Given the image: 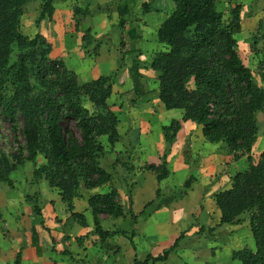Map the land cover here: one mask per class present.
<instances>
[{"label": "trees", "instance_id": "obj_1", "mask_svg": "<svg viewBox=\"0 0 264 264\" xmlns=\"http://www.w3.org/2000/svg\"><path fill=\"white\" fill-rule=\"evenodd\" d=\"M29 1L0 0V107L14 131L25 139L15 153L0 150V183L14 188L13 173L30 162L31 182L45 181L65 204L70 219L86 227L84 214L74 211V200L80 198L82 188L93 190L112 182L113 177L101 166V159L120 138L118 117L108 104L117 74L79 82L62 61L50 60L51 45L42 35L29 39L21 32V18ZM56 1L59 0H40L37 26L52 21ZM173 2V11L157 30V41L163 49L143 69L156 78L155 99L166 110H181L183 114L180 120L162 126L166 147L161 163L147 165L145 169L154 172L158 182L170 176L166 158L186 122L200 127L207 142L224 144L235 160L247 156L248 169L233 175L230 187L216 192L214 199L220 225L236 223L243 214L249 215L254 250L235 251L233 260L238 264H264V152L256 165L250 156L258 134L256 114L264 110V88L254 82L237 50L242 6L233 5L225 22L217 10V0ZM105 10L101 7L95 12ZM92 15L89 9L73 7L77 29L83 19ZM100 46L101 42L92 37L90 30H85L82 47L87 54L97 55ZM260 53L263 57L259 71L264 83V44ZM85 98L94 112L84 107ZM18 117L22 121L21 130L17 127ZM67 120L74 123L79 137L65 125ZM39 156L44 160L41 164ZM127 163L121 165L132 172L134 168ZM156 196H160L159 190ZM26 198L31 201L35 215L41 216L36 198ZM87 210L92 216V233L100 244L116 235L127 236L120 229L105 230L101 215L113 220L125 219L127 215L137 218L131 211L126 212L120 193L113 186L107 193L90 194ZM32 234L36 245L34 229ZM180 238L182 235L161 254L147 255L134 264L165 262ZM20 262L19 254L13 264Z\"/></svg>", "mask_w": 264, "mask_h": 264}, {"label": "crops", "instance_id": "obj_2", "mask_svg": "<svg viewBox=\"0 0 264 264\" xmlns=\"http://www.w3.org/2000/svg\"><path fill=\"white\" fill-rule=\"evenodd\" d=\"M251 2L254 9L264 0H251ZM240 3V0H232L228 5L226 4V8L230 12L233 5H241L242 15L244 6ZM76 5L82 9H89L91 12L101 7L107 10L83 19L77 29L73 16V1H56L52 29L49 32L45 28L48 22H41V25L44 24L42 35L51 44V53L53 49L58 48L55 58L61 60L67 69L82 76L83 82L98 78L94 77L98 61L102 66L110 65L107 66L108 75L116 72L115 78L119 81L116 87H124L122 82L126 79L125 75L129 73L127 69L130 66L137 65V72L141 73L142 69H138V59L148 56L147 61H149L156 52L163 49V46L156 44L155 34L157 35L158 28L175 7L173 0H77ZM87 29L90 30L94 39L101 42L97 55L87 54V50L82 47V37ZM76 34L79 37L77 43ZM59 41L66 45H61ZM122 42L124 46L121 48ZM130 55H133L131 62ZM133 60L134 64H132ZM146 72L153 75L151 71ZM143 78L144 76L138 75L135 79L139 81ZM144 81L148 80L144 79ZM151 83L152 81L148 84ZM148 84H145L144 88L133 84V81L131 84V88L134 89L133 94L148 106L145 110L138 109L136 106L138 99L135 97L130 102L126 98L122 100L123 102L119 100L118 109L113 112L119 120L120 138L112 150L107 152L115 160L118 158L128 160L127 164L132 162L131 159L136 160L138 169H135L133 164L129 165L134 168L132 175L125 176V184L130 193L127 197H122V205L126 212L131 211L137 218L135 220L132 218V223L125 227L120 219L113 220L108 216L106 218L100 216L101 224L103 226L104 221L111 220L113 222L111 228L103 226L105 230L120 229L125 232L128 228V232L131 231L136 238L135 229L141 224L139 221L145 224L146 220H154L158 216L170 214L174 221L181 223L183 228L176 232L179 237L183 233L189 235L196 234L198 231L210 232L215 229V227L211 228L210 220L218 218L220 221V212L216 208L214 194L217 190L219 192L226 189L224 184H220L219 179L223 178L226 172L222 170V167L227 156L221 152L224 147L225 150L227 147L224 144L207 142L202 136L200 127L191 122L183 123L166 158L170 176L158 182L156 174L146 170L145 167L152 164L158 166L161 163L166 147L161 128L172 121L164 123L168 119H165L163 115L172 110H166L162 103L155 99L154 94L150 95L146 89ZM114 86L115 84L112 94ZM125 91L127 88L123 92ZM122 107L129 108L125 110ZM182 114L181 112L179 117L173 120H180ZM123 125L125 127L123 131H120ZM197 131L200 134L194 137ZM220 148L222 150H219ZM120 155L123 156L120 157ZM107 186L110 191L112 184ZM175 187L179 191L177 196L172 191ZM157 190L160 191L158 198ZM44 197L47 202L40 207L41 216H36L32 205L21 206L18 196L13 192L10 193L7 188L5 190L0 183V264H13L19 254L20 264H83V262L85 264H134L138 260L137 251L133 249L132 242L123 235H116L108 238L103 244L99 243L97 236L92 233V216L87 206L83 213L87 226L81 227L75 220L70 219V213L59 196L47 194ZM129 197H131V205ZM48 201L52 202L48 203ZM74 211L77 212L75 201ZM187 222L193 225L188 227ZM185 227H188L187 231ZM32 229L37 235L36 245H33ZM108 244L112 245L108 249L115 247V250L111 251L115 253L111 254L114 260L107 259L101 254L103 246ZM153 248L151 252L155 255H150L156 256V253L164 247L159 248L156 244ZM108 253L106 257L109 256ZM100 254L104 261L97 263V259L101 258H99ZM140 254L143 255V252L140 251Z\"/></svg>", "mask_w": 264, "mask_h": 264}, {"label": "rangeland", "instance_id": "obj_3", "mask_svg": "<svg viewBox=\"0 0 264 264\" xmlns=\"http://www.w3.org/2000/svg\"><path fill=\"white\" fill-rule=\"evenodd\" d=\"M72 1L75 6L76 1L75 0ZM231 1L232 0H229V3ZM240 1H241L240 4L244 6V10H242V15H241V31L237 36L238 37L237 50L244 65L250 69L254 82L258 86L264 88V83L260 78V71H259L260 62L263 57L260 51L264 44L263 43L264 2L259 3L258 4L259 7L257 6L256 8L253 9L252 7L253 2H251V0H240ZM229 3L228 0H217V10L223 14L225 22H228L230 16L228 15L230 12L226 8V6ZM39 9H40V0H30L29 3L24 7V14L23 17L21 18V32L25 37L29 39L34 38L37 34L42 35V26L44 24L41 25L42 23H40L38 26L36 25ZM92 13H93L92 15L93 17L95 15L100 14L101 11L100 12L92 11ZM44 22L47 23V21ZM51 23L52 21L51 22L48 21L47 26H45V28L49 32L50 29H52ZM77 34L75 37L76 43L78 42V38H79ZM155 36L157 39L156 34ZM256 39H258L257 43H255ZM59 42L61 45H66V43H62V41ZM156 44L163 46L162 44L158 43L157 40H156ZM57 54H58V48L53 49L52 53L49 54L50 60H58L55 58ZM130 56L131 57L129 61L131 62V59H133V55ZM147 57L148 56H145L144 58H141V60L138 59V69H142L141 73L137 72L138 71L137 65L130 66L127 69V72L129 73H126L125 75L126 79L122 82V84H124V87H116V84H118L119 81L117 78L115 79V81L113 82V85L115 84L113 89V94L108 100V104L111 111H115V110L117 111L118 109L117 104L119 103V100L123 102L122 100L126 98V100L127 101L129 100L128 102H130V100H133L134 97L138 99V96L133 94L134 89L131 88L132 81L133 84H137L142 88L145 87V84H148L150 81H152L150 85L149 84L146 85V89L147 91H149L150 95L156 92L157 82L155 76L150 75L145 70H143V65L148 64ZM132 64H134V60ZM107 66L110 65L108 64ZM107 66H102V64L97 61L94 71V75H95L94 77L97 78L99 77V75L100 76L108 75ZM69 70L74 72L71 69ZM128 75L129 77H127ZM138 75L142 77L144 76V78L138 81L135 79ZM76 77L79 82H83L82 76L76 74ZM118 78H120V76ZM144 79L148 81L145 82ZM115 88H117L118 90ZM125 88H127V91L123 92ZM83 104L84 107L89 112L92 113L95 111L93 106L88 102L86 98ZM136 106L138 107V109L142 108L143 110H145L148 107L147 105L144 104L143 101H140L139 99L137 100ZM122 108L126 110L129 107L128 108L122 107ZM181 112L182 111L180 110H172L171 112L168 113L165 112L163 116L165 119L168 120H166L164 123L176 119L177 117H179V114H181ZM256 121L258 127V134L256 141L252 147V151L250 153L253 165H256L260 161L261 154L264 152V110L256 114ZM65 125H67L74 132L76 137H79V133L76 130L74 123L71 120H67L65 122ZM17 127L19 130L22 129V121L20 117L17 118ZM124 127L125 125H123V127L120 128V131H123ZM199 131H197V133L194 134V137L200 134ZM103 141L105 144L106 143L105 138H103ZM19 144L20 145L25 144L24 137L20 132L14 131L10 122L2 115L1 107H0V150L5 154L15 153ZM223 149L224 150L220 148L219 150H222L221 154H223L224 152V155L227 156L224 159L225 161L222 167V170H225L226 172L224 174V177L219 179V182L221 185L224 184V188L228 189L230 187L229 184L231 177L236 173L246 171L249 166V161L247 159V156L235 160L232 154H228V149L225 150V147ZM107 154L101 159V166L107 172L109 173L111 172L113 174L112 175L113 179L111 184L112 186L115 185L114 187H116L119 190L120 200L122 202L123 201L122 197H127V194L130 193L128 186L125 184V176L126 174L132 175V173L130 172L131 173L130 174L129 172H127L124 169V167L121 165V162L127 163L128 160L122 158H118V160H115L113 156H111V154L108 155ZM131 161L132 162L129 163L133 164V166H135V169H138L136 165L137 164L136 160L131 159ZM42 162H44V160L42 159V157L39 156L38 164H41ZM32 173H33V165L30 162H26L24 166L19 167L12 175L14 188H10L3 183H1V186H4L5 190L7 188V190L10 191V193L11 192L15 193L20 199L19 202L21 206L32 205L31 201H28L26 198L27 196H30L36 198L37 204L41 207L43 206V204L47 202V199H45L44 197L45 195L48 194L51 196H58V194L57 192L50 189L47 183L43 180L37 183H32L31 182ZM112 186H110V189ZM220 188L221 187H219V189ZM107 191H109L108 186H103L93 190H87L85 188H82L80 190V198L78 199L76 198L74 200L76 211L80 213H85L87 200L90 194H95V193L103 194L106 193ZM172 191L175 194V196H177L179 193L177 187H175V189L172 188ZM51 202L52 201L50 202L48 201V203ZM101 218H106V215H101ZM120 220H121L120 221L121 224H125L124 225L125 227L126 225L129 226V224L132 223V218L130 215H127V218H125L124 220L122 219ZM239 220L240 221L236 223L224 224L222 226L220 225V221L218 220V218H212V220H210V225H212L211 228L215 227L214 230L212 229L210 232L198 231V233L196 234L192 233L189 235L183 233L182 238H180L178 242V246L176 247L175 251L170 254L167 261L163 263H155V264H238V262L233 260L232 258L233 252L243 249L254 250V240L249 227V215L243 214ZM146 221L147 223L145 224H143L144 222L139 221L141 224H139V226L136 227L135 229L136 238L133 237L131 231L128 232L129 230L128 228L125 231L127 234L126 238H128V240L132 242L131 245L133 246V249L137 251L136 254L138 260L140 261L144 260V256L146 255H150V254L155 255V253L151 252V250L154 249L153 247L156 244L159 245V248L164 247L156 253V256L161 254L164 250H167L170 246L174 244V241H176L179 238L176 232L181 231V229H183L181 223H179L178 221H174L173 216L170 214H165L164 216H158L154 220H146ZM112 224L113 222L111 220H107L106 222L105 221L103 222V226L106 228H111ZM187 224L189 225L188 227L193 225L189 222H187ZM188 227H185L186 229L185 231L188 230ZM133 238L134 240L132 241ZM111 246L112 245L109 244L104 245L103 249L101 250V254H103V257L107 259L114 260L112 259L113 256H111V254L113 255L115 253L111 251L115 250V247H113L112 249H108V247ZM140 251L143 252L144 256L140 254ZM106 253H108L109 256L106 257ZM101 254L99 255V258L102 256ZM102 261H104L102 257L100 259H97V263ZM83 264L85 263L83 262ZM149 264H153V263H149Z\"/></svg>", "mask_w": 264, "mask_h": 264}]
</instances>
